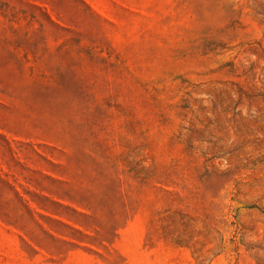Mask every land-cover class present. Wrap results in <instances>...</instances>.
<instances>
[{
  "label": "rangeland",
  "instance_id": "374dc122",
  "mask_svg": "<svg viewBox=\"0 0 264 264\" xmlns=\"http://www.w3.org/2000/svg\"><path fill=\"white\" fill-rule=\"evenodd\" d=\"M0 264H264V0H0Z\"/></svg>",
  "mask_w": 264,
  "mask_h": 264
}]
</instances>
